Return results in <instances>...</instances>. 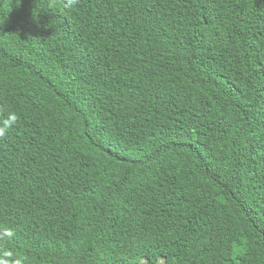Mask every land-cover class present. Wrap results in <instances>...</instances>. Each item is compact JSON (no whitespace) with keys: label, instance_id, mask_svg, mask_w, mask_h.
Instances as JSON below:
<instances>
[{"label":"trees","instance_id":"1","mask_svg":"<svg viewBox=\"0 0 264 264\" xmlns=\"http://www.w3.org/2000/svg\"><path fill=\"white\" fill-rule=\"evenodd\" d=\"M66 3L0 0V264H264V0Z\"/></svg>","mask_w":264,"mask_h":264},{"label":"clouds","instance_id":"2","mask_svg":"<svg viewBox=\"0 0 264 264\" xmlns=\"http://www.w3.org/2000/svg\"><path fill=\"white\" fill-rule=\"evenodd\" d=\"M78 3V0H67L65 7L72 8ZM16 116L12 114L8 121H5L6 126L10 127L11 124L15 123ZM6 132V127H0V137L4 136Z\"/></svg>","mask_w":264,"mask_h":264},{"label":"rangeland","instance_id":"3","mask_svg":"<svg viewBox=\"0 0 264 264\" xmlns=\"http://www.w3.org/2000/svg\"><path fill=\"white\" fill-rule=\"evenodd\" d=\"M161 263H162V261H161Z\"/></svg>","mask_w":264,"mask_h":264}]
</instances>
